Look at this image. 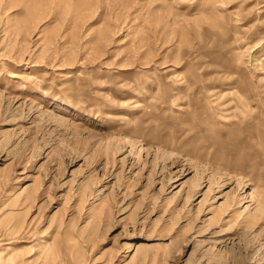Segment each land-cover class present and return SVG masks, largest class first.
I'll return each mask as SVG.
<instances>
[{
	"label": "rangeland",
	"instance_id": "obj_1",
	"mask_svg": "<svg viewBox=\"0 0 264 264\" xmlns=\"http://www.w3.org/2000/svg\"><path fill=\"white\" fill-rule=\"evenodd\" d=\"M0 264H264V0H0Z\"/></svg>",
	"mask_w": 264,
	"mask_h": 264
}]
</instances>
